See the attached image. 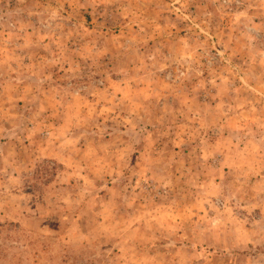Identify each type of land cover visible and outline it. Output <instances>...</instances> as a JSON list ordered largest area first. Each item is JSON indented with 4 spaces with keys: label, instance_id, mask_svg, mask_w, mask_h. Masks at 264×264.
<instances>
[{
    "label": "rangeland",
    "instance_id": "obj_1",
    "mask_svg": "<svg viewBox=\"0 0 264 264\" xmlns=\"http://www.w3.org/2000/svg\"><path fill=\"white\" fill-rule=\"evenodd\" d=\"M0 264H264V0H0Z\"/></svg>",
    "mask_w": 264,
    "mask_h": 264
}]
</instances>
